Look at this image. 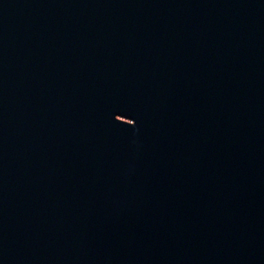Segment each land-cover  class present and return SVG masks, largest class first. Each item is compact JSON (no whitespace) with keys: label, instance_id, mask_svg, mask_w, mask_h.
Returning <instances> with one entry per match:
<instances>
[{"label":"water","instance_id":"1","mask_svg":"<svg viewBox=\"0 0 264 264\" xmlns=\"http://www.w3.org/2000/svg\"><path fill=\"white\" fill-rule=\"evenodd\" d=\"M0 264H264V0H0Z\"/></svg>","mask_w":264,"mask_h":264}]
</instances>
